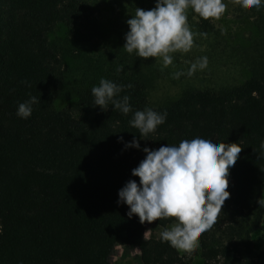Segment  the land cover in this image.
<instances>
[{"label":"trees","instance_id":"1","mask_svg":"<svg viewBox=\"0 0 264 264\" xmlns=\"http://www.w3.org/2000/svg\"><path fill=\"white\" fill-rule=\"evenodd\" d=\"M93 13L90 0H0V264H109L116 245L137 248L138 264H189L160 236L143 235L175 217L141 223L117 204L118 189L139 182L131 169L146 155L125 147L134 136L150 149L195 137L242 147L229 169L230 195L198 250L202 264H252L251 235L264 217V61L238 84L185 90L159 105L149 103L143 78L114 72L103 78L122 86L117 99L129 97L128 114L92 105L102 77L76 91V113L56 108L61 58L49 34L57 25L81 29ZM33 96L21 119L18 104ZM146 107L167 115L140 137L129 120Z\"/></svg>","mask_w":264,"mask_h":264},{"label":"clouds","instance_id":"2","mask_svg":"<svg viewBox=\"0 0 264 264\" xmlns=\"http://www.w3.org/2000/svg\"><path fill=\"white\" fill-rule=\"evenodd\" d=\"M233 3L259 9L264 0H233ZM189 7L204 19H218L226 5L222 0H155V6L149 10L137 7L135 14L126 20L128 31L124 35V49L129 54L135 50L142 58L160 57L163 65L168 66L172 63L170 53L187 52L193 46V33L186 15ZM205 64L203 58L199 65L193 63L188 74ZM116 71L121 68L117 67ZM175 75L178 77L181 73ZM121 90V85L102 77L99 85L91 88L92 105L106 110L111 103L114 109L128 114L131 110L129 97L117 99ZM35 103L37 98L34 96L19 103L16 115L21 119L28 118ZM166 115V112L159 113L146 107L136 110L129 124L138 129L140 137H147L164 123ZM118 140L122 141L123 137ZM125 147L140 149L146 155L131 169L132 176L139 177V182L127 180L118 189L117 204H126L127 215H137L141 223L175 217L177 223L161 232V241L191 252L199 246L198 237L216 223L222 205L230 195L227 190L229 169L242 147L236 143L217 142L214 137H195L181 140L178 145L150 149L147 146L141 148L135 136L125 142ZM258 204H264V201L258 200Z\"/></svg>","mask_w":264,"mask_h":264},{"label":"rangeland","instance_id":"3","mask_svg":"<svg viewBox=\"0 0 264 264\" xmlns=\"http://www.w3.org/2000/svg\"><path fill=\"white\" fill-rule=\"evenodd\" d=\"M94 13L81 29H69L57 25L49 39L61 58L62 79L56 90L54 106L69 108L76 113V91L83 83L96 78L111 76L121 68L122 74L138 76L145 80L148 101L159 105L175 99L190 89H219L240 83L253 67L264 61V5L259 9L245 8L222 0L224 13L217 18L204 19L191 7L186 10L187 24L193 33V46L187 52L170 53L172 63L164 66L160 57H138L123 47L128 31L126 20L135 14L136 8L149 10L155 0H90ZM199 67L188 74L193 63ZM180 72L178 77L175 75ZM264 201V186L261 191ZM177 221L165 227L148 224L143 230L145 238L158 237L165 229H171ZM256 256L252 264H264V217L262 227L251 235ZM199 240V237H198ZM189 264H202L198 247L191 252L179 250ZM139 251L126 245H116L109 264H138Z\"/></svg>","mask_w":264,"mask_h":264}]
</instances>
